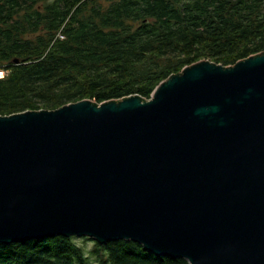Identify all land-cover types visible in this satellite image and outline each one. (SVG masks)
Here are the masks:
<instances>
[{
  "label": "water",
  "instance_id": "obj_1",
  "mask_svg": "<svg viewBox=\"0 0 264 264\" xmlns=\"http://www.w3.org/2000/svg\"><path fill=\"white\" fill-rule=\"evenodd\" d=\"M57 236L264 264V53L186 66L148 100L0 116V244Z\"/></svg>",
  "mask_w": 264,
  "mask_h": 264
},
{
  "label": "trees",
  "instance_id": "obj_2",
  "mask_svg": "<svg viewBox=\"0 0 264 264\" xmlns=\"http://www.w3.org/2000/svg\"><path fill=\"white\" fill-rule=\"evenodd\" d=\"M263 53L264 0H0V116L148 100L186 66ZM74 239L0 244V264H189L124 240L87 256Z\"/></svg>",
  "mask_w": 264,
  "mask_h": 264
},
{
  "label": "rangeland",
  "instance_id": "obj_3",
  "mask_svg": "<svg viewBox=\"0 0 264 264\" xmlns=\"http://www.w3.org/2000/svg\"><path fill=\"white\" fill-rule=\"evenodd\" d=\"M104 5H106V2L103 1ZM39 34V33H38ZM74 241L78 244V246L82 247L85 252H86V255L89 256L90 255V251L94 245L95 242L93 241H89L88 239L89 238H86V237H83V238H80V237H74ZM90 260H89V264H97L95 262V260L93 258H91V256L89 257Z\"/></svg>",
  "mask_w": 264,
  "mask_h": 264
},
{
  "label": "built area",
  "instance_id": "obj_4",
  "mask_svg": "<svg viewBox=\"0 0 264 264\" xmlns=\"http://www.w3.org/2000/svg\"><path fill=\"white\" fill-rule=\"evenodd\" d=\"M58 38L64 39V36L61 33H59ZM6 74H7L6 71L0 70V78H3Z\"/></svg>",
  "mask_w": 264,
  "mask_h": 264
},
{
  "label": "flooded vegetation",
  "instance_id": "obj_5",
  "mask_svg": "<svg viewBox=\"0 0 264 264\" xmlns=\"http://www.w3.org/2000/svg\"><path fill=\"white\" fill-rule=\"evenodd\" d=\"M52 1H54V0H52ZM61 31H63V28H61V29L56 33V35L58 36V34H59ZM61 34L63 35L62 32H61ZM63 36H64V35H63Z\"/></svg>",
  "mask_w": 264,
  "mask_h": 264
}]
</instances>
